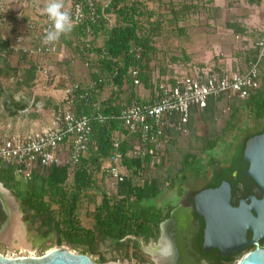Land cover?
<instances>
[{"label":"trees","instance_id":"16d2710c","mask_svg":"<svg viewBox=\"0 0 264 264\" xmlns=\"http://www.w3.org/2000/svg\"><path fill=\"white\" fill-rule=\"evenodd\" d=\"M79 1L81 0H74V2ZM168 1L165 15L158 14L155 7L149 6L150 2L156 3L157 6L161 0H109L104 7L97 4L95 12L90 15L84 8L86 16L83 22L69 31V40L65 42L76 50L87 49L101 56L95 68H99L102 73L115 71L116 84L119 88L122 86L121 77L126 74L128 68L137 65L142 69L141 82L148 87L149 65L160 54L157 42L166 33L164 28L168 26L173 32L182 35L184 29L179 23L185 21L190 14L196 13L198 9L193 3L194 0ZM227 27L233 28L236 33L239 31L232 23H227ZM137 32L141 33L140 37L137 36ZM65 35L66 33L60 36L59 42L64 41ZM98 39H101L100 45L96 43ZM2 44L5 50L0 51V78L11 72V69L5 65L6 58L1 53H12V51L9 49V43L5 41ZM136 47L141 48L140 60L136 59L134 51ZM20 57L28 61L30 70L24 71L25 78L18 83L19 88L2 91L0 85V101L9 116H15L28 108L24 96L17 98L15 94L34 81L37 71V67L26 56L20 55ZM178 60V57H172L173 62ZM13 72L16 73V70ZM92 77L97 78L96 75ZM118 92L113 94L114 97L106 104L108 108H105L103 113L117 110L112 105L118 98ZM224 96L209 98L206 108L202 111L192 110L188 128H191L195 115L211 114L215 110L217 101ZM234 100L239 103L234 107L233 118L241 110L256 120L264 117V83L256 95L248 100ZM78 110L87 114L91 112L84 101H80ZM119 129L118 121L107 124L93 123L92 139L97 145V151L92 152L88 160H82L72 176L66 166L41 167L35 164L31 177L21 180L14 175L13 167L0 166V183L17 201L23 221L31 234L44 240H53L57 248L67 246L72 250L80 248L82 254L89 256L98 254L99 258L95 261L97 263H108V260L98 252L101 245H110L116 249L133 248L136 256L140 251L138 240L144 243L157 240L158 225L167 216L170 205L167 204L163 208L150 205V202L158 200L163 189L159 180L150 177L149 173L165 167L167 148L160 163L147 170V176L140 186L134 184L133 175L141 169L144 161L124 160L131 175L118 184L114 195H109L101 185L106 181V177L101 175L100 168L111 154L112 134ZM175 134L179 133L172 131L169 135L171 137ZM218 140L208 141L206 148H214ZM126 147V144L122 145L123 150ZM182 165L177 177L185 180L186 170L194 172L196 176L202 173L205 176L210 171L218 173L221 162L211 158L205 166L199 157L187 154L184 155ZM168 177V188L174 190L176 179H172L171 174ZM83 207L89 209L88 216L93 221L90 228L84 226L81 221L79 212ZM202 233L203 231L200 236ZM200 241L202 243V237Z\"/></svg>","mask_w":264,"mask_h":264},{"label":"built area","instance_id":"2783aa9c","mask_svg":"<svg viewBox=\"0 0 264 264\" xmlns=\"http://www.w3.org/2000/svg\"><path fill=\"white\" fill-rule=\"evenodd\" d=\"M69 2L71 7L67 12L72 20L70 29L83 22L86 16L84 8L90 15L97 7L95 0ZM50 27L51 21L47 16L34 19L26 24L24 34L15 35L13 44L10 42L13 54L24 55L35 61L33 63L37 71L45 74L47 71L40 70V61L60 52L59 39L48 44L43 42ZM137 36L140 37L141 33L137 32ZM99 40H96L98 45L101 44ZM254 49L255 57L245 71L236 69L229 73L212 68L191 72L185 65H180L179 61H171L167 67L162 68L163 59L156 56L149 65L148 87L142 84V69L137 65L130 66L121 77L120 88L116 84L115 71L102 73L99 68H95L101 56L87 49H79L77 55L87 71V77L78 80L72 76L71 71L62 74L58 79L59 103L49 125L23 135L4 137L0 141V166L13 167L14 175L21 180L31 177L35 164L41 167L66 166L72 176L78 164L88 160L91 153L97 151V145L92 139L93 123L118 121L120 129L112 134L111 154L101 166L100 173L105 175L106 182L111 184L115 194L118 184L131 175L124 160L139 159L144 163L133 175V182L140 186L147 176V170L159 164L163 158L170 132L175 131L181 135L189 133L188 123L192 110H204L211 97L227 95L244 101L256 95L261 87L259 75L264 66V27L260 30ZM134 51L136 59L140 60L141 48L136 47ZM92 75L97 78L94 79ZM56 81L57 77L50 78L51 84L55 85ZM140 88L146 94H140ZM116 92L118 98L112 106L117 110L103 113ZM80 101L90 107V113L79 112ZM123 144L127 146L124 150Z\"/></svg>","mask_w":264,"mask_h":264},{"label":"rangeland","instance_id":"374dc122","mask_svg":"<svg viewBox=\"0 0 264 264\" xmlns=\"http://www.w3.org/2000/svg\"><path fill=\"white\" fill-rule=\"evenodd\" d=\"M95 1L98 5L104 7L109 0ZM62 2L64 10L68 11L71 3L69 0H62ZM46 3L47 0H0V51L5 50L2 44L5 41L9 43L10 49V42L13 44V37L17 34H24L28 22L34 19H42L46 16L42 12ZM193 3L198 9L196 13L190 14L185 21L180 22V27L184 29L182 35L176 31L173 32L168 26L164 28L166 36L157 42V47L160 51L159 58H164L163 66L161 67H167L168 63L172 61V57L183 59V56H187L189 60H183L179 64L185 65L191 72H202L212 68L219 72L229 73V71L233 72L237 68H245L253 60V42L255 38L248 37L247 40H244L241 35L238 37L237 34L228 31L225 28V24L239 25L247 23L250 25L252 33L257 35L259 30L264 27V20L260 18L262 17L261 14H264L261 12L264 6L260 5V3L258 4L255 0L253 2L249 0H194ZM164 4L169 5L166 1ZM149 6L154 8L156 3L150 2ZM166 11V7L163 12L161 9H157L158 14L161 13L162 15H165ZM111 23L109 22V24ZM193 23L197 24L196 32H200V38H203L205 28L210 27L207 31L211 35L221 33V37L218 38L221 43L217 42L216 39V41L211 40L209 37H207V43L201 40L193 43V39L189 40L187 38L188 32L190 30L191 32L193 31L191 28L194 25ZM66 35L69 36V31L66 32ZM98 42L101 43V40ZM1 55L6 58L7 62L5 65L11 69V72L4 74L0 78L1 89L2 91H7L9 88L15 90L16 87L19 88L18 83L24 80L25 73L30 70L29 63L22 59L20 55L11 52H3ZM69 60L71 62L67 64L66 61ZM40 63L42 65L40 70L47 71V74L36 71L34 81L28 87H22L19 92L28 102V108L25 111L19 112L15 116H9L0 101V141L12 133L22 134L21 130L36 131L49 125L53 111L57 108V103H41V100L50 98L48 96L50 92L59 90L58 79L63 73H70L69 67L75 70V75L72 73L75 79L81 80L87 77V71L83 67L77 52H73L66 44L60 45V52L56 56L41 60ZM13 70H16V73ZM51 77H57L55 85L54 83L51 84ZM260 82L262 87L264 83V67L260 73ZM138 92L146 94L143 88H140ZM15 96L18 97V94H15ZM234 99L225 95L217 101L215 110L211 114L195 115L188 134H175L169 138L165 167L152 170L149 173L150 177H156L159 180L163 189L158 200L150 202V205L163 208L167 204L176 202L178 195L184 194L188 196L193 192H199L203 188L210 177V172L205 177L203 173L196 176L194 172L186 170L185 180L180 179L179 176L177 177L178 171L183 167L182 160L184 155L189 154L199 157L205 166L210 162L211 158L223 163L225 162L227 150L236 141H241L264 124V121L258 124L254 117L247 115L242 110L233 118L234 107L239 103V101ZM214 139H219L217 145L211 149L206 148V143ZM169 174H171L172 179H176V188L174 190L168 188ZM101 185L109 195H114V190L109 182L103 181ZM5 195L11 214L15 217L16 228L9 233V239L3 238L0 234V254L12 258L38 257L57 248L54 246L53 240H44L28 231L17 201L13 199L9 192L5 193ZM79 215L84 226L92 227L93 221L88 216L89 209L87 207H83ZM131 239L133 240V238ZM137 242L140 251L136 256L133 248L128 250L116 249L110 245H101L98 252L108 262L119 264L148 262L158 264L156 256L147 254V252L154 249L156 242L149 241L144 243L141 240ZM62 247L74 253L82 254V249L80 248L72 250L67 246ZM90 257L93 261H97L99 255Z\"/></svg>","mask_w":264,"mask_h":264},{"label":"flooded vegetation","instance_id":"af4514ba","mask_svg":"<svg viewBox=\"0 0 264 264\" xmlns=\"http://www.w3.org/2000/svg\"><path fill=\"white\" fill-rule=\"evenodd\" d=\"M256 121L261 124L264 117ZM260 136L264 138V124L241 141H236L227 150L225 162L221 163L218 173L210 171V177L201 189L216 190L222 184L225 185L230 207L237 213L230 214L216 207V210L219 209L216 213L219 216L220 233L229 242H236L241 233V247L225 256L217 249L202 251L200 238L203 233L202 236L200 234L205 224L194 211L193 200L197 192H193L188 196L178 195V200L169 204L167 216L158 225V238L150 255L156 256L161 264H237L250 253H264V140L252 147V170L258 180L246 174L252 166L244 157L246 142ZM9 193L11 194L10 191ZM212 208L214 207L210 200L209 212ZM246 214L255 224L245 221ZM0 219L1 231L11 219L9 204L2 193Z\"/></svg>","mask_w":264,"mask_h":264},{"label":"water","instance_id":"95a60500","mask_svg":"<svg viewBox=\"0 0 264 264\" xmlns=\"http://www.w3.org/2000/svg\"><path fill=\"white\" fill-rule=\"evenodd\" d=\"M264 140L262 136L249 139L246 142V147L244 151L245 160L251 162V169L248 173L249 176L254 177L258 180V176L253 172V161H252V147ZM264 153V150H263ZM0 188L6 193L9 192L4 186L0 183ZM212 201L213 207L211 212L208 209V202ZM194 211L196 215L203 219L205 227L203 229L202 236V251L209 252L212 249H217L221 255L225 256L228 252L236 251L241 247V240L243 235L240 233L238 240L236 242L227 241L222 237L220 233V222L219 216L216 213L219 209L227 211L230 214H236L237 211L231 209L228 198V190L224 184H222L216 190H201L197 192L194 196ZM216 207L219 208L216 210ZM245 221L250 224H255L254 221L246 214ZM0 233L3 232V229ZM158 264H161L159 261ZM0 264H119L116 262L108 263H97L91 259L90 256L86 254H77L66 248L59 247L52 249L51 251L35 257H7L0 254ZM237 264H264V253L253 252L249 255L243 257L238 261Z\"/></svg>","mask_w":264,"mask_h":264},{"label":"crops","instance_id":"0c3cea01","mask_svg":"<svg viewBox=\"0 0 264 264\" xmlns=\"http://www.w3.org/2000/svg\"><path fill=\"white\" fill-rule=\"evenodd\" d=\"M165 1L169 4V1L168 0H161V2L159 3V4H157V6L155 7L156 9H161L162 10V12H163V9L166 7L167 8V5H165L164 3H165ZM253 1V0H252ZM258 4L260 3V5H262V6H264V4H263V0L262 1H260V0H255ZM175 3V2H174ZM176 4V3H175ZM161 12V11H160ZM261 12H263L264 13V9H262V11ZM261 16L262 17H260V18H262L263 20H264V14L262 15L261 14ZM194 25H193V27H191L192 29H193V31L191 32V30L188 32V39L189 40H192L193 39V43L194 42H196L197 40H201V41H204L205 43H207V37H209V38H211V40H214V41H216L217 40V42L219 41V43H221L220 42V40L218 39L219 37H221V33H215V34H213V35H211L210 33H208V29L210 28V27H208L207 29L205 28V34H204V36H203V38H200L201 37V34H199V33H197L196 32V29H197V24L196 23H193ZM179 26H180V23H179ZM237 27H238V29H239V31L236 33V32H234V30H233V28H228L227 27V23L225 24V28L228 30V31H231V32H233V33H235V34H237L238 35V37L241 35V37H242V39H244V40H247L248 39V37H252V38H255V41L253 42V44H255V42H256V40H257V38H258V36L260 35V30H259V34H253L252 32V29L250 28V25L249 24H245V23H241V24H239V25H236ZM254 28V27H253ZM207 31V32H206ZM66 37L64 38V41H61L60 42V45H67L68 46V44H67V42H65L66 40H69V36H67V35H65ZM164 36H166V33L165 34H163V36L161 37V38H163ZM223 37V36H222ZM216 39V40H215ZM70 49H72V51L73 52H77V50L75 49V48H73V46H68ZM253 48H254V45H253ZM255 50V49H254ZM256 51V50H255ZM255 54L256 53H254V57H255ZM254 57H253V59H254ZM183 60H189V58L187 57V56H183V59L182 58H179V62H182ZM69 62H71L70 60L69 61H66V63L67 64H69ZM177 62V61H176ZM186 62V61H185ZM250 62V61H249ZM249 66V63L246 65V67L245 68H237V69H240L241 71H245L246 69H247V67ZM264 67V66H263ZM262 67V68H263ZM70 68V70H71V72H73L74 74H75V71H73L72 69H71V67H69ZM262 68H261V70H262ZM260 73H261V71H260ZM260 76V75H259ZM260 79V78H259ZM9 89H11V88H9ZM13 90V89H12ZM21 95H20V93H18V97L17 98H19ZM48 96L50 97V98H48V99H43V100H41V103H59L58 101H59V97H60V91H52V92H50L49 94H48ZM48 126V125H47ZM28 132H31L30 130L28 131V130H21V133L22 134H19V135H23V134H26V133H28ZM13 134H18V133H12L11 135H13ZM9 136V135H8ZM147 254H150V251L149 252H147Z\"/></svg>","mask_w":264,"mask_h":264},{"label":"clouds","instance_id":"9594fccd","mask_svg":"<svg viewBox=\"0 0 264 264\" xmlns=\"http://www.w3.org/2000/svg\"><path fill=\"white\" fill-rule=\"evenodd\" d=\"M42 12L51 21V27L46 31L43 42L48 44L60 38V36L71 28V16L64 10L62 0H47Z\"/></svg>","mask_w":264,"mask_h":264},{"label":"bare ground","instance_id":"6f19581e","mask_svg":"<svg viewBox=\"0 0 264 264\" xmlns=\"http://www.w3.org/2000/svg\"><path fill=\"white\" fill-rule=\"evenodd\" d=\"M0 191H2L0 193H2V194L4 193V195H5L6 192L4 190H2L0 188ZM5 197H6V195H5ZM10 220H11V223L9 221L8 224L5 226V228L3 229V232L0 233L2 235V237L5 238V239H9V235H10L9 233L12 232V231H14V229L16 228V225H15V217H13L12 214H11V219Z\"/></svg>","mask_w":264,"mask_h":264}]
</instances>
